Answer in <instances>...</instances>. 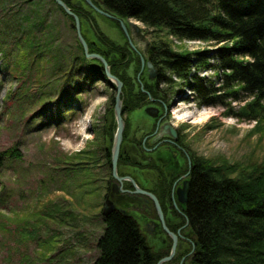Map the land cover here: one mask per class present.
Returning a JSON list of instances; mask_svg holds the SVG:
<instances>
[{
  "label": "rangeland",
  "instance_id": "374dc122",
  "mask_svg": "<svg viewBox=\"0 0 264 264\" xmlns=\"http://www.w3.org/2000/svg\"><path fill=\"white\" fill-rule=\"evenodd\" d=\"M66 5L78 16L87 46L96 42L97 48L88 47V52L103 54L122 82V111L136 100L157 99L144 87L153 82L140 64V55L155 38L180 53L222 44L178 40L106 8L97 7L98 13L83 3L87 11L82 13ZM130 20L141 29L127 31L133 46L123 27ZM72 23L55 0H0V70L4 65L10 70L0 73V152L14 147L20 154L6 157L0 170V264H94L99 256L103 182L110 175L98 164L100 149L112 148L115 90L98 78L92 83L85 78L92 69L78 64L82 46ZM98 30L102 44L96 41ZM142 56L148 61V54ZM86 64L102 67L104 75L97 59H86ZM178 89L191 98L192 91ZM227 102L233 111L243 105ZM166 103L169 121L196 160L242 169L264 165V131L256 129L255 121L228 117V107H198L191 99L173 97ZM176 111L192 117L177 121Z\"/></svg>",
  "mask_w": 264,
  "mask_h": 264
},
{
  "label": "trees",
  "instance_id": "16d2710c",
  "mask_svg": "<svg viewBox=\"0 0 264 264\" xmlns=\"http://www.w3.org/2000/svg\"><path fill=\"white\" fill-rule=\"evenodd\" d=\"M101 1L107 10L136 20L153 33L222 43L215 49L180 53L155 38L147 60L158 75L155 83L145 82L144 87L165 104L179 97L195 101L198 107H228L225 115L255 121L256 129L264 131V0ZM80 53L78 64L92 69L88 75L93 78L102 65L99 69L90 64L92 68L82 48ZM205 71L212 76L199 75ZM182 87L192 91L191 98L180 95ZM139 95L146 97L141 91ZM227 101L243 105L233 111ZM126 106L137 107L136 103ZM15 155L20 154L14 147L0 152V170L4 159ZM226 164L195 159L190 170L184 207L194 243L190 264H264V165L242 169ZM103 224L94 264L147 262L144 243L131 219L110 213Z\"/></svg>",
  "mask_w": 264,
  "mask_h": 264
},
{
  "label": "flooded vegetation",
  "instance_id": "af4514ba",
  "mask_svg": "<svg viewBox=\"0 0 264 264\" xmlns=\"http://www.w3.org/2000/svg\"><path fill=\"white\" fill-rule=\"evenodd\" d=\"M63 1L69 3L72 8L81 10L82 13L87 11L84 10L83 3L92 8L86 0H81L82 2L76 0L74 3L72 0ZM94 2L95 7L104 9V6L98 4L96 0ZM91 14L95 13L91 12ZM124 27L126 32L131 29L129 25L127 26L129 29L126 25ZM74 31L77 35L75 28ZM100 33L101 30L95 33L96 41L102 44ZM126 38L130 43L132 38L129 32L126 33ZM94 43L96 44L92 41L88 47L97 48ZM131 43L130 46H133ZM103 52L107 54L106 51ZM121 52V49L120 52L117 51L119 58ZM142 55H140L141 66ZM124 61L122 60L121 63ZM95 75L92 80L98 78L103 84L110 85L102 81L104 80L102 71H95ZM147 80L156 82V78L151 80L148 76ZM110 87L114 89L111 85ZM134 103L138 104L137 108L131 109L125 106L122 111L124 130L117 159V175L121 178H131L139 189L152 194L159 208L148 195L136 193L131 181L113 178L111 150L103 146L100 149L102 152L98 166L108 169L110 175V178L103 182V204L107 199L113 204L109 213L106 216L102 215L103 219L110 213H118L126 215L133 221L147 252L148 258L145 264H190L194 243L185 216V204L179 202L177 189L182 186L184 180L190 178L195 156L189 152L179 128L169 121L168 106L165 103L151 97L143 102L136 100ZM151 108H154V112L149 111ZM127 113L129 116L125 117ZM165 122H169L175 129V138L169 133L158 136ZM101 131L104 141L106 135L104 130ZM122 168L127 171L123 173Z\"/></svg>",
  "mask_w": 264,
  "mask_h": 264
},
{
  "label": "water",
  "instance_id": "95a60500",
  "mask_svg": "<svg viewBox=\"0 0 264 264\" xmlns=\"http://www.w3.org/2000/svg\"><path fill=\"white\" fill-rule=\"evenodd\" d=\"M55 1L57 2L58 5H60L63 8V10L65 11L66 14H68L69 16H71L73 18L74 23H72L71 25L75 28V30L77 32V38H78V40H79V42L83 48L85 58L87 60L88 59H97L99 62H101V64L103 65L104 75H105L106 79L115 88L113 114H114V119L116 122V129L114 132L112 148H111V161H112L111 163H112V176H113V178H115L117 180L126 179V180L131 181L135 187L136 193H143V194L148 195L155 202L157 208H159L158 203L156 201V198L152 194L147 193V192L139 189L131 178H129V177L121 178L117 175V159H118V155H119L120 145L122 142V133L124 130V120L122 117V100H121L122 82L115 75H113L110 72V68H109L107 62L105 61V59L103 57H101L98 54L88 52L87 43L81 35L80 26H79L80 25L79 18L73 12H71V10L68 8V6L65 3L66 1H63V0H55ZM86 2L92 8H94V10L96 12L101 13V11L97 7L93 6L89 0H86ZM128 25L131 28H133L135 30V32H138V33L141 32V29L139 27H137L132 21H129ZM146 46L148 48V45H146ZM143 55H145V56L147 55V49H145L143 51ZM143 57L144 56H141L142 68L145 64L146 70L148 72V75H147L148 79L152 80V79L156 78L158 75L157 69L150 63V61H145ZM149 98H150V96H149ZM149 111L154 112V108H151ZM165 133H169L173 138L176 137L175 129L170 125L169 122L164 123V125L162 126V129H161V133L158 134V136L160 137L161 135H163ZM189 188H190V180L186 179L183 181L182 186L177 189L178 200L180 203H182V204L187 203ZM112 206H113L112 202L107 199L104 202V205L102 208V215L106 216L109 213V211L112 209ZM122 212H125V211L122 210ZM166 259H169V258H166ZM166 259H164V260H166Z\"/></svg>",
  "mask_w": 264,
  "mask_h": 264
},
{
  "label": "bare ground",
  "instance_id": "6f19581e",
  "mask_svg": "<svg viewBox=\"0 0 264 264\" xmlns=\"http://www.w3.org/2000/svg\"><path fill=\"white\" fill-rule=\"evenodd\" d=\"M131 21V20H130ZM127 26H128V24H126ZM88 47V46H87ZM4 68H3V70H0V71H3V72H0V73H10V70L9 69H7V66L6 65H4L3 66ZM8 71V72H7ZM87 78H89V82L90 83H92V78H91V75H88L87 76ZM104 80H102V81H105V82H107L108 84H110L109 83V81L106 79V77H105V75H103V77H102ZM96 83V82H95ZM204 115V114H203ZM192 116H188L187 114H184V113H180L179 111H176V112H174V114H173V118L175 119V120H177V121H184V120H186V119H189V118H191ZM192 122H197V120L196 119H193L192 120Z\"/></svg>",
  "mask_w": 264,
  "mask_h": 264
},
{
  "label": "built area",
  "instance_id": "2783aa9c",
  "mask_svg": "<svg viewBox=\"0 0 264 264\" xmlns=\"http://www.w3.org/2000/svg\"><path fill=\"white\" fill-rule=\"evenodd\" d=\"M189 41V40H188Z\"/></svg>",
  "mask_w": 264,
  "mask_h": 264
}]
</instances>
